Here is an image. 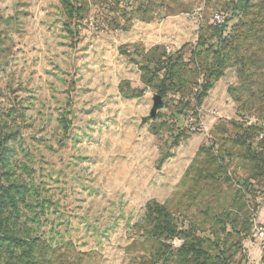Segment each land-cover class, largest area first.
I'll return each mask as SVG.
<instances>
[{
	"label": "rangeland",
	"instance_id": "374dc122",
	"mask_svg": "<svg viewBox=\"0 0 264 264\" xmlns=\"http://www.w3.org/2000/svg\"><path fill=\"white\" fill-rule=\"evenodd\" d=\"M255 223L264 0H0V233L34 242L0 264H264Z\"/></svg>",
	"mask_w": 264,
	"mask_h": 264
},
{
	"label": "trees",
	"instance_id": "16d2710c",
	"mask_svg": "<svg viewBox=\"0 0 264 264\" xmlns=\"http://www.w3.org/2000/svg\"><path fill=\"white\" fill-rule=\"evenodd\" d=\"M167 77L162 80V84H160L159 93L164 94V85L166 83ZM34 246V242L32 240H28L27 238H18L9 234L0 233V262L6 258V255L12 256L14 247H19L22 249V253H28L32 251V247ZM7 253V254H6ZM24 264H32L31 262H25Z\"/></svg>",
	"mask_w": 264,
	"mask_h": 264
},
{
	"label": "built area",
	"instance_id": "2783aa9c",
	"mask_svg": "<svg viewBox=\"0 0 264 264\" xmlns=\"http://www.w3.org/2000/svg\"><path fill=\"white\" fill-rule=\"evenodd\" d=\"M218 20L224 22V18L218 16ZM253 230L258 240V245L262 255L264 256V225L255 223Z\"/></svg>",
	"mask_w": 264,
	"mask_h": 264
},
{
	"label": "water",
	"instance_id": "95a60500",
	"mask_svg": "<svg viewBox=\"0 0 264 264\" xmlns=\"http://www.w3.org/2000/svg\"><path fill=\"white\" fill-rule=\"evenodd\" d=\"M154 100H155V104L152 108L151 115L149 116V119H154L156 117L157 111L164 107V102H163L162 97L160 95H156Z\"/></svg>",
	"mask_w": 264,
	"mask_h": 264
}]
</instances>
